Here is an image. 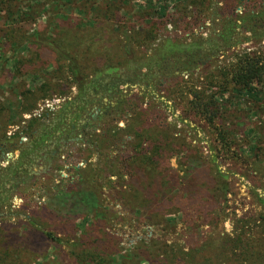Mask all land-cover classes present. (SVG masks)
<instances>
[{
	"label": "rangeland",
	"instance_id": "374dc122",
	"mask_svg": "<svg viewBox=\"0 0 264 264\" xmlns=\"http://www.w3.org/2000/svg\"><path fill=\"white\" fill-rule=\"evenodd\" d=\"M249 1L240 0L235 13L242 14L244 8L251 7L254 3L264 6L263 0H251L252 2L247 4ZM107 3L108 0H12L9 12L0 11V137L5 135L7 138L16 133L13 131H24V129L28 130L26 133L30 135L33 129H28L26 125L31 118L46 116V121L51 124L56 114L71 111L74 103L78 104L85 99L91 103L90 106L94 103L93 87L88 85L81 92L69 73L56 70L53 65L56 61L32 46L40 43L39 40L32 43L30 41V44L25 47L20 44V34L29 35L36 30L41 36H54L56 31L63 32L68 26L75 25L67 23L69 20L78 18L85 23L86 19L94 15L103 17L105 13L107 16L109 13L113 14L111 18L116 21L113 24L114 29L122 25L124 27L122 29L128 33L137 34L141 28L146 29L154 21H163L164 16L168 15L169 23L166 24L165 30L170 31L171 38L175 37L185 43H189L191 37L199 36L203 40L204 54L201 61L204 64L206 58L212 61L229 62L233 59L234 52L249 46V43H243L225 50L209 45L208 40L214 39V31L217 30L220 21L212 18V12L209 11L208 17L201 21L199 18L198 25H192L195 10L198 8L194 10L188 0H121L120 15L116 14L114 7L106 9ZM78 9H81V12ZM184 12L187 13L186 21L177 23L176 20L183 16ZM60 19H64L66 24L62 25ZM59 26L62 28L60 29ZM191 28L193 33L187 30ZM164 32L162 29L159 31L162 34ZM242 34L238 32L235 37L241 39ZM139 35L142 36L141 33ZM162 39L161 34L157 36L153 47L162 42ZM143 42L139 49H144L146 57L150 56L153 50L146 49V44ZM61 43L64 46L67 45L65 39ZM114 46L117 47L116 41ZM87 50L85 53L91 52L95 57L101 56L98 51ZM139 63L133 65L134 67L129 66L130 68L128 65L121 66L115 75L118 80L121 76L125 79L115 84L112 92L107 95H104L105 90H108L105 84L110 83V77H102L99 84L95 86L97 89L102 88V95H99L96 103L103 104L102 112L107 109L108 111L105 114L95 112L94 118L76 120L80 126L85 124L84 132L75 136L72 142L64 143L63 147H59L61 148L60 159L48 171L35 167V177L27 186H19L3 208L4 215L0 217V231L5 226V232L8 235L19 238L15 243L16 246L20 242L27 245L29 240H33L32 245H27L29 248L27 253H25L26 245L15 250L21 251L19 261L16 259L19 262L17 264H87L83 259L76 261L72 253L78 254L85 249L97 246H102L106 253L102 256L101 263L97 260L90 264H153L145 259L147 252H145L144 243L155 242L162 244L166 249L176 247L184 249L189 247L194 239L197 240L208 233L231 234L236 218L246 212L257 211L258 206L254 202L253 195L256 193L264 198V175L261 174V169L253 171L251 161H245L241 157L238 160H230L234 153H245L247 130L236 127L237 132L239 130L234 139L237 147L224 151L220 145L216 144L217 134L212 126L206 124L199 115L189 114L187 118L184 117L185 106L168 95L166 90L158 93L159 99L145 96L141 107L145 109L147 101H152L154 108L149 110L150 120L162 122L163 129L169 130L171 136L181 138L184 143L195 149V156L197 158L199 156L198 163L191 164L190 158L186 157L185 148L174 147L169 159V168L176 173L171 179L175 180L178 176V185L182 186L186 182L185 179L182 184H179V181L183 179L184 172L192 170V165L198 166L195 171L211 167L209 155L218 153L224 160L219 168L223 172L232 174L224 210L226 217L216 227L208 230L206 226H199L197 221L191 222L192 224L183 222L176 212L178 207L175 204L172 207L162 208L158 216L151 215L153 214L151 209L154 206L147 211L139 207L142 203L135 199L133 188L145 187L150 193L148 190L150 181L148 178L143 179L139 176V173L143 172L140 168L132 169L130 165L127 169L130 163L129 156L133 153L132 147L136 141L131 131L121 139L110 140L112 127L124 128L132 123L133 126L138 124V118L136 119L138 108L134 105L129 104L124 113L111 108L114 106L115 94H144L143 89L147 82H142L137 77L141 70L137 66ZM89 64L88 60L85 65ZM201 68L202 66L197 67L191 78L184 74L185 72L178 76L183 81H189L188 85L194 81L198 84L205 83L206 72H202ZM142 71L152 73L148 72L146 67ZM132 73L136 76L133 80H129L128 74ZM172 73L178 74L176 70ZM159 74L152 73V76H146L144 80L150 78L153 87L157 88V83L161 79ZM255 87L258 91L257 96L251 91L238 93L231 89L232 87L226 92H221L218 87H211L207 92L214 94L218 103L230 110L231 115L226 116L229 121L236 117L240 123L254 124L253 129L260 131L259 127H264V104L261 103V99L264 98V85ZM154 88L152 91H156ZM143 145L145 146L146 143ZM89 164H91L90 168H88ZM92 169L96 174L93 181L99 184L95 201L91 199L87 204L85 203L87 201L83 202L84 207L77 209L76 216L67 215L65 220H62L63 223L58 224L59 218L56 215L61 216V213L57 212V206H59L57 204L61 201L58 190L66 191L69 187H73L80 175L84 177L88 174L86 171ZM192 175L188 174L186 178ZM171 192L159 191L158 200L165 196L164 198L175 201L177 191L171 190ZM52 206L50 213L48 209ZM29 216L37 217L36 221L40 228L54 229L59 233L57 235L63 240L62 244H54L39 236V232L29 225L26 219ZM70 231H74L72 235L67 234ZM0 239H3L1 232ZM73 243H77V246L73 247ZM136 246L137 248H134ZM141 249L144 253L140 252ZM2 252L3 249L0 246V256ZM132 252L137 253L141 260H133ZM11 254L17 253L11 251ZM160 255L163 256L162 253H159V256L156 254L157 261L162 260Z\"/></svg>",
	"mask_w": 264,
	"mask_h": 264
},
{
	"label": "trees",
	"instance_id": "16d2710c",
	"mask_svg": "<svg viewBox=\"0 0 264 264\" xmlns=\"http://www.w3.org/2000/svg\"><path fill=\"white\" fill-rule=\"evenodd\" d=\"M120 1L108 0L106 9L114 7L116 14L120 15ZM11 2L12 0H0V11L9 12ZM239 2L240 0H188L194 10L198 8L195 10L192 25H198L199 18L201 21L208 17L209 11L212 12V18H217L220 21V25L214 31V39L208 40L209 45H213L217 49L227 50L243 43H249V46L234 52L232 54L233 59L226 63L219 60L201 63L199 59L204 54L202 50L203 40L197 36L191 37L190 42L185 43L175 37L171 38L169 36L170 31L165 30L166 24L169 23L168 15L164 16L163 21H154L146 29L141 28L137 34L128 33L122 29L124 28L122 25H119L118 29H114L113 24L116 21L111 18L113 14L109 13L107 16L105 13L103 17L94 15L86 19L85 23H82L78 18L69 20L67 23L75 25L68 26L63 32L56 31L54 36L44 37L36 30L29 35H19L20 44L25 47L30 44V41L32 43L39 40L40 43L32 46L45 56L55 60L56 63L53 62V65H55L56 70L69 73L72 81L80 87L81 92L88 85L95 88L102 77L108 76L111 72H117L121 66L132 67L140 62L137 66L141 70L137 77L142 82H147L144 85V94H115L116 99L111 108L114 111L124 113L129 104L134 105L138 108V113H136L138 124L133 126L132 123L124 128L112 127L110 140L112 138L121 139L131 131L130 133L136 143L132 147L133 153L129 156L130 163L127 169L130 165L132 169L140 168L144 174L140 172L139 176L143 179L148 178L150 181V187H148L150 193L146 190L147 188L137 186L133 188V195L139 203H142L139 207L143 210L147 211L148 208L154 206L153 209L150 208L153 212L151 215L158 216L163 209L175 204L178 207L176 212L183 222L192 224L191 222L197 221L199 226H206L208 230L216 227L226 217L224 210L232 174L223 172L219 168L224 160L218 153H212L209 155L211 167L195 171L198 166L192 165L193 169L184 172L185 178L183 176V179L179 181V184H182L185 179L186 182L182 186L178 185V176L175 180L171 179L172 176L175 177L174 173H176L169 168V159L174 147H184L187 152L186 157L190 158L191 164H197L199 156L197 158L195 149L188 146L186 142L184 143L181 138L173 137L169 130L163 129L162 122L150 120L149 110L153 109L154 105L152 101H147L146 108L142 109L141 104H143L145 96H149L151 99H159L158 93L166 90L168 95L185 106L184 117L187 118L189 114L199 115L206 124L212 126L217 134L216 144L220 145L224 151L232 150L231 148L234 146L237 147L234 139L239 130L237 132L236 127L239 126V128L247 130V142L244 143L246 144L245 153H234L230 160H238L240 157L245 161L249 160L252 163L253 171H260L261 169L260 172L264 175V127H259L260 131H255L252 127L254 124L240 123L236 117L229 121L226 116L231 115L230 110L219 104L214 94L207 92L208 88L211 87H218L221 92H226L232 87L231 89L238 93L251 91L257 96L258 91L255 86L264 85V6H261L260 3L257 5L254 3L251 7L244 8L242 14H238L235 13V8ZM251 2L250 0L247 4ZM219 3L222 5H217ZM78 11L81 12V9ZM186 17L187 13L184 12L183 16L176 20L177 23L185 22ZM64 19H60L62 25L66 24ZM59 28L62 27L59 26ZM192 28L187 30L193 33ZM161 29L165 31L163 34L159 33ZM238 32L250 35L242 34L240 39L235 37ZM140 33L142 34L141 37ZM160 34L163 38L162 42L153 47V43ZM64 39L67 41L66 46L61 43ZM114 39L117 42V47L114 46ZM142 42L146 44V49L153 50L150 56L146 57L144 49H139ZM86 48L90 51H98L101 56L95 57L91 52L85 53L88 51ZM87 59L90 61L88 66L85 65L88 62ZM154 66L155 70H160L159 75L162 79V81H160L161 79L158 81L157 88L153 87L150 78L144 80L146 76H152V73L142 71L146 67L148 72H152ZM199 66H202V72H206L205 83L199 82L198 84L194 81L188 85L189 81H183L179 78L178 75L182 72L191 78ZM175 70L178 72L176 75L172 73ZM115 77L118 83L119 80L117 76ZM152 88L156 91H152ZM261 103L264 104V98L261 99ZM107 111L108 109L105 110V112ZM40 117L31 118L26 127L33 129L32 127ZM26 131L28 130H18L9 138L2 135L0 141L17 143ZM214 146L216 147V145ZM215 147L214 150H216ZM90 167L91 164L88 165V168ZM86 172L88 174L84 177L80 175L78 182H75L73 187H69L66 191L58 190V195H61V201L57 204L59 205L57 212L61 213V216L56 215L59 218L58 224L63 223L62 220H65L67 215L76 216L77 209L84 207L82 206L83 202L87 201L85 202L87 204L91 199V201H95L99 187V184L93 181L96 174L93 169ZM188 174L193 175L186 178ZM171 190L177 191L175 201L164 198L165 196L158 200L159 191L171 192ZM253 196L256 206H258L257 211L246 212L236 218L231 234L217 233L213 235L208 233L197 240L194 239L192 244L184 249L181 247L166 249L162 244L155 242L144 243L145 252H147L145 259L153 264H264V198L256 193ZM52 209L53 206L52 208L49 207L50 213ZM36 218L29 216L26 219L29 225L39 232V236L54 244H62L63 240L57 235L59 233L54 229L40 228ZM5 230L4 226L0 231L3 238L0 239V246L3 249L0 264H17L21 257V251L19 249V253L15 250L26 244H20V242L16 246L15 243L19 238L17 239L15 235H8ZM73 232L70 231L67 234L72 235ZM32 241L29 240L27 245H32ZM27 245L25 246V253H27V249L29 251ZM72 246L76 247L77 243H73ZM11 251L17 254H11ZM140 252L144 253V250L141 249ZM104 253L106 252L102 246H97L96 248L85 249L78 254L72 253V255H75L76 261L83 259L87 264H90L97 260L101 263ZM159 253L163 254V256L160 255L162 256L161 261H157L156 254L159 256ZM136 254L131 253L132 259L141 260V257Z\"/></svg>",
	"mask_w": 264,
	"mask_h": 264
},
{
	"label": "flooded vegetation",
	"instance_id": "af4514ba",
	"mask_svg": "<svg viewBox=\"0 0 264 264\" xmlns=\"http://www.w3.org/2000/svg\"><path fill=\"white\" fill-rule=\"evenodd\" d=\"M199 60L203 63L201 59ZM205 61H209V58H206ZM152 73H160V70H155L154 66ZM115 74L116 72L108 74L110 77V83L105 84L108 86V90H105L104 95L112 92L113 86L117 83L116 78H114L116 76ZM128 75L130 76L129 80L135 78L133 73ZM123 79H125V77L121 76L119 81H123ZM94 91L95 93L93 95L91 94L94 102L93 106H90L91 103H88L86 99L78 104L74 103L71 111L54 116L55 118L52 119L54 122L47 125L46 129H44L37 137L31 139L29 144L27 143L28 148H21L17 159H9L7 165H0V217L4 215L3 208H5L9 199L15 194L17 188L19 186H27L30 180L35 177V172L33 170L34 166L38 167L41 165L43 171H48L60 159L61 151L55 148V144L53 145L52 143L54 141L58 142L60 139H62L64 143L72 142L75 136L84 132L85 124L80 126L79 123H76V120L79 121L78 119L81 118H94L95 112H102L103 104L101 103L102 105H100L96 103L100 97L99 95H102V88H94ZM91 111H93V113ZM26 135L27 137L32 138L30 137L31 134L29 135L26 133ZM20 142L22 143L19 139L17 143ZM17 143H7L4 140L0 141V163L3 159L7 158L8 151H13L17 146ZM51 146L54 147L51 149Z\"/></svg>",
	"mask_w": 264,
	"mask_h": 264
},
{
	"label": "crops",
	"instance_id": "0c3cea01",
	"mask_svg": "<svg viewBox=\"0 0 264 264\" xmlns=\"http://www.w3.org/2000/svg\"><path fill=\"white\" fill-rule=\"evenodd\" d=\"M72 110V109H71ZM58 114H56V116H57ZM46 116L44 117V116H42L37 122H36V124L32 127L33 128V131H32V133H31V135H30V137H32V138H29V137H27V135L26 134H22L21 135V137H20V140L22 141V143L20 142V143H17V146L13 149V151L11 150V151H8L7 152V158H5V159H3L2 160V162L0 163V165H2V166H5V165H7L8 163H9V159L10 160H15V159H17L18 158V156H19V152H20V150H21V148L22 149H26V148H28L27 147V143L29 144L30 142H31V139H34L35 137H37L39 134H41L42 132H43V130L44 129H46V126L47 125H50V123H48L47 121H46ZM54 121H52L51 120V123H53ZM13 132H17L16 130L15 131H13ZM26 138V139H25ZM27 141V142H26ZM54 146H55V148H57L59 151H60V149L61 148H59V147H61L63 144H64V142L62 141V139H60L58 142H53L52 143ZM54 146H51L50 148L52 149ZM63 147V146H62ZM36 168H38V169H41L42 168V166L41 165H39L38 167H36ZM35 169V166L33 167V170Z\"/></svg>",
	"mask_w": 264,
	"mask_h": 264
},
{
	"label": "water",
	"instance_id": "95a60500",
	"mask_svg": "<svg viewBox=\"0 0 264 264\" xmlns=\"http://www.w3.org/2000/svg\"><path fill=\"white\" fill-rule=\"evenodd\" d=\"M40 139V138H39ZM41 141V140H40Z\"/></svg>",
	"mask_w": 264,
	"mask_h": 264
}]
</instances>
